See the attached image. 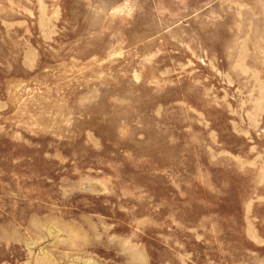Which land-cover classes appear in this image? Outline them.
I'll list each match as a JSON object with an SVG mask.
<instances>
[{
  "label": "rangeland",
  "instance_id": "1",
  "mask_svg": "<svg viewBox=\"0 0 264 264\" xmlns=\"http://www.w3.org/2000/svg\"><path fill=\"white\" fill-rule=\"evenodd\" d=\"M0 264H264V0H0Z\"/></svg>",
  "mask_w": 264,
  "mask_h": 264
}]
</instances>
